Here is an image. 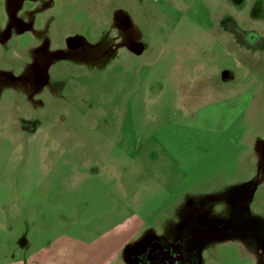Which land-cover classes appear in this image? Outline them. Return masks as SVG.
I'll use <instances>...</instances> for the list:
<instances>
[{
	"label": "rangeland",
	"instance_id": "1",
	"mask_svg": "<svg viewBox=\"0 0 264 264\" xmlns=\"http://www.w3.org/2000/svg\"><path fill=\"white\" fill-rule=\"evenodd\" d=\"M264 264V0H0V264Z\"/></svg>",
	"mask_w": 264,
	"mask_h": 264
},
{
	"label": "flooded vegetation",
	"instance_id": "2",
	"mask_svg": "<svg viewBox=\"0 0 264 264\" xmlns=\"http://www.w3.org/2000/svg\"><path fill=\"white\" fill-rule=\"evenodd\" d=\"M150 263L151 264H164V260L162 257L159 256L158 259H152Z\"/></svg>",
	"mask_w": 264,
	"mask_h": 264
}]
</instances>
